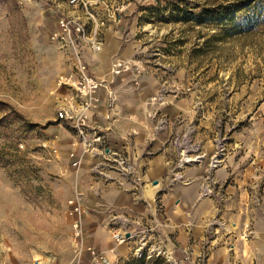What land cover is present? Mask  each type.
I'll return each mask as SVG.
<instances>
[{"label": "rangeland", "instance_id": "374dc122", "mask_svg": "<svg viewBox=\"0 0 264 264\" xmlns=\"http://www.w3.org/2000/svg\"><path fill=\"white\" fill-rule=\"evenodd\" d=\"M48 1L0 0V264H103L88 247L109 264H264L253 241L264 231V217H254L264 206V0H117L130 3L115 25L132 26L122 34L129 59L161 74V101L176 90V132L167 140L176 160L150 202L142 174L110 161L129 198L116 208L106 200L103 213L127 218L122 229L132 235L120 232L117 242L110 229L104 249L83 243L84 175L56 129L66 125L57 112L71 90L59 76L71 52L53 37L64 4ZM226 10L233 22L212 19ZM195 166L197 176L183 172ZM194 181L196 190L180 192ZM76 193L82 242L69 214ZM132 193L141 196L135 209Z\"/></svg>", "mask_w": 264, "mask_h": 264}, {"label": "crops", "instance_id": "0c3cea01", "mask_svg": "<svg viewBox=\"0 0 264 264\" xmlns=\"http://www.w3.org/2000/svg\"><path fill=\"white\" fill-rule=\"evenodd\" d=\"M116 2L120 1L116 0ZM129 5L130 3L125 5L128 9L122 15L130 13ZM128 27L132 26H108L103 30L102 49L99 52L87 53V61L95 77L108 82L116 95L115 104L112 109H109L106 90L100 88L102 101L94 113L89 114L87 125L90 128L97 127L104 132L109 152L127 154L131 158L136 172L142 174V180L150 184L147 183L144 186L145 190L142 193V198L150 202L155 198L158 190L167 186V175L174 168L176 160V152L167 142L170 133L176 132V90L173 89V94L165 92L161 102L149 101L150 96L164 91V87L161 84V74L148 69V66H145V70L138 76L137 86H133L132 83L134 75H128L122 81L115 80L111 76L110 63L114 57H132L129 43L122 42L124 39L122 34ZM162 119L165 120L163 129L166 130L164 131L157 129ZM57 125H59L58 128L56 127L59 136L64 140L68 150L74 148L80 152L81 145L77 142L75 130L61 123ZM110 158V155H101L99 152L86 153L82 158V166L80 165L84 175L81 190L89 207L84 217L86 237L83 243L99 249L106 247L110 229L112 234L124 233L126 230L122 229V226L128 221L123 216L120 218L117 215L107 216L103 213L106 200L109 199V205L116 208L123 204L124 199L129 198L115 186V173L108 168ZM201 169V166H195L184 169L183 172L190 176H197ZM98 174H104L106 177L103 178ZM130 185L134 186L132 183ZM188 185L179 187L180 192H184V189L196 190V181ZM173 190L176 192V185ZM193 197L192 194L191 198ZM131 198L133 209H135L138 207L137 204H141V196L140 194L135 196V193H132ZM192 204L191 201L190 205ZM258 207V211L254 210L255 223L260 222L264 217V206L261 207L259 204ZM197 208L201 209L199 205L194 204L196 212H198ZM194 215L197 216L195 213ZM135 223H137L135 220H131L130 226L135 227ZM126 234L132 235L129 230ZM253 241L256 246L264 248V231L256 229Z\"/></svg>", "mask_w": 264, "mask_h": 264}, {"label": "built area", "instance_id": "2783aa9c", "mask_svg": "<svg viewBox=\"0 0 264 264\" xmlns=\"http://www.w3.org/2000/svg\"><path fill=\"white\" fill-rule=\"evenodd\" d=\"M49 1L57 6L64 4L60 8L57 30L53 37L63 46L68 47L71 52L69 71L59 76V84L69 88L71 94L62 101L57 112L58 118L75 130L77 142L81 145L80 152L74 148L69 150L70 166L79 169L86 153L99 152L101 155H110L111 162H115V165L123 173H135L131 158L127 154L109 152L104 132L97 127L90 128L87 125L89 114L94 113L102 101L99 93L100 88L106 90V101L109 106H113L116 97L114 89L108 82L95 77L85 54L99 52L102 49L103 30L110 25L115 26L121 21L125 3L116 2V0H61L62 3L56 0ZM141 70L140 65L135 64L133 60L115 57L111 60L109 71L115 80L128 74L134 75L133 81L137 84ZM162 98L163 95L158 94L150 96L149 100L158 102ZM183 158L182 160H184ZM68 204L70 206L69 214L73 216L75 236L82 242L84 210L78 193L68 200ZM112 237L117 242H122L125 239V236L120 232H114ZM82 249L80 243L75 250L77 255L81 253ZM87 249L90 250L94 258L99 257L103 264H109L107 259L101 254L95 253L93 248L88 247Z\"/></svg>", "mask_w": 264, "mask_h": 264}, {"label": "trees", "instance_id": "16d2710c", "mask_svg": "<svg viewBox=\"0 0 264 264\" xmlns=\"http://www.w3.org/2000/svg\"><path fill=\"white\" fill-rule=\"evenodd\" d=\"M216 17H217V15L215 14V15L212 16V19H218L219 21L227 20V21H230V22H233L235 20V16H234L232 10L221 11V13L219 14L218 18H216ZM250 19H251V17H248V19H247L248 21L247 22H249V21L251 22ZM249 25H251V23Z\"/></svg>", "mask_w": 264, "mask_h": 264}, {"label": "water", "instance_id": "95a60500", "mask_svg": "<svg viewBox=\"0 0 264 264\" xmlns=\"http://www.w3.org/2000/svg\"><path fill=\"white\" fill-rule=\"evenodd\" d=\"M126 236H128V234H126Z\"/></svg>", "mask_w": 264, "mask_h": 264}, {"label": "bare ground", "instance_id": "6f19581e", "mask_svg": "<svg viewBox=\"0 0 264 264\" xmlns=\"http://www.w3.org/2000/svg\"><path fill=\"white\" fill-rule=\"evenodd\" d=\"M186 159H188V158H186Z\"/></svg>", "mask_w": 264, "mask_h": 264}]
</instances>
